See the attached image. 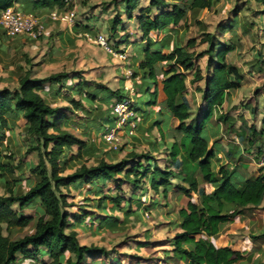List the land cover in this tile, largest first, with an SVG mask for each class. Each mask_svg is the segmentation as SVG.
Returning <instances> with one entry per match:
<instances>
[{"label": "trees", "instance_id": "trees-1", "mask_svg": "<svg viewBox=\"0 0 264 264\" xmlns=\"http://www.w3.org/2000/svg\"><path fill=\"white\" fill-rule=\"evenodd\" d=\"M50 1L42 0L41 4L49 7ZM119 1L122 3L121 14L128 20L137 22L141 41L144 43L143 58L139 60L137 69L142 71L143 78L149 79L150 84L154 85L146 105L155 103L156 86L160 83L166 107L178 120L176 129L183 133L181 141L172 142L168 151L170 162L175 169L159 167L155 158L148 153L132 152L126 158L113 161L96 158L90 137L84 140L68 131L71 125L68 108L50 103L41 94L46 85L57 87V93L60 92L58 87L62 90L64 87L71 89L75 86V91L80 96L97 99L96 93L87 90L84 82L67 84V80L76 78L68 72L60 71L44 77H31L26 74L19 78L15 88L1 87L0 182L6 189V195H0V264H13L18 255L24 259L35 260L37 264H87L88 260L95 264L94 261L99 258H108L111 249L78 242L75 228L82 225L87 215L85 212L71 214L67 211V194L62 188L84 186L88 193L96 195L94 207L103 211L104 216L95 221L94 216H89V220L94 221L93 226L100 224V227L107 228L111 219L115 222L118 219L105 213V210L130 211L129 208L124 210L121 204L125 202L129 207L130 200H124L119 194L102 195L101 185L113 183L111 188L120 189L121 183L128 180L138 186L137 184L149 174L150 188L155 193L161 188L163 197H167L172 179L187 184H174L172 188L185 199L177 211L178 231L170 239L172 254L168 257L173 259L175 264H264L260 261L251 262L248 256L231 245H217L214 241L226 223L242 217L250 208L259 207L264 200V169L256 176H239L230 150L225 154L228 162L220 163L215 168L213 159L216 158L219 147L210 146L209 138L203 134L213 118H217L221 124H226L227 116L218 114V108L225 102L230 91L241 85L243 76L239 68L227 61L228 54L236 49L235 42H222L215 34L204 32L201 41L205 42L207 47L199 53L189 50L195 45L193 38L187 40L185 45L175 43L170 48L169 44L161 43L158 48H152V32L164 30L168 26L178 27L186 15V9L190 13L209 10L220 0H187L183 6L176 3V0H147L146 5H141V0ZM252 1L264 6V0ZM15 2L16 0H0V11ZM53 2L58 8L65 5L63 0ZM121 14L115 13L111 17L110 30L113 37L114 31L123 27ZM219 29L221 34L230 32L234 25L221 26ZM121 41L123 40L115 42V46L118 47ZM203 56L206 58L205 76H202L200 67L195 64V60ZM188 72L192 73L189 80L191 83L203 80V86L196 87L202 106L192 118L183 100L187 90ZM137 74V70H133L132 76L136 77ZM122 93L110 92L101 100L106 102L111 96L120 100L125 97ZM68 102L74 108L82 107L79 100L69 98ZM8 115L21 117L25 121V153L37 155V162L29 164L27 168L35 177L33 183L20 176L19 164L2 160L5 157L12 158L4 156L1 150V145L6 140L5 131L10 129L12 124L7 119ZM96 118L103 122L110 121L108 114ZM248 130H251V135L244 134L247 142H255L256 136L261 139V146L264 141V128L257 133L251 125ZM184 137L189 139L187 147L182 142ZM182 148L185 155H181ZM91 158L93 164L88 165L87 162ZM16 170L20 174L15 176ZM67 170L70 172L66 173ZM197 172L205 186H200ZM119 175L123 176L122 180L117 178ZM22 180H26L27 190L16 191ZM206 186L210 189L205 188ZM130 199L134 200V197L131 196ZM35 204L40 205L41 212L34 221L32 233L17 239L3 234V225L6 230L11 231L26 227L33 221L32 216L21 213V210ZM263 236L264 232L257 237ZM40 254H47L49 260H39Z\"/></svg>", "mask_w": 264, "mask_h": 264}, {"label": "rangeland", "instance_id": "rangeland-1", "mask_svg": "<svg viewBox=\"0 0 264 264\" xmlns=\"http://www.w3.org/2000/svg\"><path fill=\"white\" fill-rule=\"evenodd\" d=\"M186 1L176 0L175 2L183 6ZM146 4L147 0H141V5ZM110 7L111 5L107 1L79 0L75 22L78 24L77 26L94 32L86 31L90 35L104 33L114 43L120 39L123 40L119 43V46H122L127 51L126 62L118 61L116 58L107 55L96 44L79 37L82 41L81 49L83 50L84 48L86 50L85 57L76 54L72 58V65L67 68L65 66L66 63H64L63 68L60 69L68 71L70 76L77 74L79 78H83L82 82L86 85L87 90L98 91L101 96L114 91L120 92V94L122 91V94H125L124 86L130 85V83L126 81L128 79L124 75L123 67L127 64L133 75L131 56L135 51V46L141 41L140 34L135 31L137 22L135 20L128 21L123 14L121 18L125 20V23L122 28L118 27L117 29L121 35L117 32H115L114 37L111 35L113 33L110 30V12L112 16L115 13H121L117 4H114L112 10L108 12ZM263 10L264 6L262 7L251 0H220L209 10L204 9L190 13L186 9L185 17L181 21L180 26L175 29L178 43L185 45L187 40L194 39L195 45L189 50L195 53H199L207 47V44L201 41L204 32L215 34L222 42L232 40L236 44V49L228 54L227 61L239 68L243 76L241 85L233 90V96L227 97L224 102L226 105L218 108V114L221 113L227 116L226 124H221L217 118L212 119L203 134L209 138L210 146L219 147L220 152L217 151V153L219 152L221 155H219V158L216 157V160L213 159V163L216 161V166H219L220 162L223 163L226 158V151L230 150L234 158L232 161L237 164V172H243L245 168L250 166V163H254L260 150L261 139L255 136L256 141L252 143H248L245 139L244 134L248 133L251 135V130H248V127L253 125L257 133L264 128ZM135 13L137 12L135 11ZM106 14L107 17L105 16ZM229 24H233L234 29L221 34L219 27L228 26ZM9 56V58H7L8 56L5 57V60L0 57V88L8 87L13 89L17 86L18 77H16V74L19 73L17 66L20 64L16 56L11 54ZM205 60V56L195 60V64L201 69L202 76L207 74ZM118 66H121V69L118 70ZM36 73L42 74L44 71L40 70L39 72L36 71ZM132 78L134 77L132 76ZM191 78L192 73L188 72L185 95L190 118L195 117L202 106L200 93L196 90V87L203 86V80L191 83L189 81ZM67 83L73 84L70 79L67 80ZM120 86H122L121 89ZM58 90L63 95H74L76 99L79 98L76 93L70 92L71 90L66 87L62 90L61 87H58ZM147 92L144 91L139 94L134 92V96L139 95L145 101V99H150L151 97V94H147ZM115 100L116 98H114L113 103ZM95 102H98L97 99ZM99 106L104 109L92 108L91 105L87 104V108L91 111L89 113L82 114L70 111L73 125L68 127V131L78 137L85 134V131L91 125V117L94 116L93 113L95 111V114L97 113L101 116L107 113L108 109L106 106L108 107V105L103 104V101H101ZM113 118V115L110 114V121H104L103 125L112 126L114 123ZM7 119L12 124L11 128L5 131L6 140L1 145V150L4 156H12V158L5 157L2 160L4 162H12V164H19L21 166L20 176H24L27 180H30V183H33L35 177L30 174L27 168L29 164L37 162V155L36 153H25L26 145L23 135L25 121L21 117L12 115H8ZM96 121L97 118L95 117L94 122ZM217 124L220 126V129L218 128L219 131L216 128ZM100 125L102 127V123ZM94 129V126H91L89 131L94 132ZM98 131L99 129L91 137V140L93 144L101 146L103 142H100L102 132L100 135ZM215 131L216 133H214ZM182 142L187 147L189 139L184 137ZM126 145L127 142L122 138L118 151H112L107 147L105 150L108 153L116 152L115 157L109 159L120 160L126 158L132 152L136 154L145 153L143 150H132L127 153L125 151ZM181 155H185L183 148ZM158 157L162 159H158ZM156 163L161 168L172 167L168 156L165 157L161 154L157 155ZM87 164H93V159H89ZM263 169L264 167L254 166V170L250 171V176L258 175ZM67 172H70V170H67ZM14 174L16 176L20 173L16 170ZM5 178L7 179L6 175ZM117 178L122 180L123 176L119 175ZM150 178L151 175L149 174L137 184L138 186H134L128 180H125L121 183L120 189L111 188L114 185L113 183L101 185L102 195L119 194L124 197V200H130L129 207L127 203H121L124 210L129 208L130 211L105 210V213L111 214L118 219L116 222L111 219L107 228L100 227V224L93 226L95 220L104 216L103 211L94 207L97 200L96 195L88 193L87 188L84 186L62 188V191L67 194V203L69 204L66 207L67 211L71 214L85 212V215H87L83 219L82 225H77L75 228L78 242L86 245L97 244L106 249H111L105 264H175V261L170 257L165 259V255L171 256L172 254L170 239L176 229L177 211L184 204L185 199L172 188L174 184H182L183 186H187V184L182 183L178 179H172L171 188L168 192L170 196L166 198L163 197L161 188H159L157 193L150 188ZM27 188L26 180H22L21 185L16 187L15 190L25 191ZM205 188L210 189L208 186ZM0 195H6V189L1 182ZM131 196L134 197V200L130 199ZM14 208L16 209L17 207L14 206ZM40 212L41 207L39 204L22 209L21 213L32 216L34 220L26 227L15 228L11 231L6 230L5 225H3V234L8 235L11 239H17L25 234L32 233L34 231V221ZM89 216H94V221L89 220ZM101 221L103 220L101 219ZM263 232L264 200L259 207L250 208L242 217L226 223L221 234L214 241L217 245H231L234 249L248 256L251 262H264V236L257 237ZM38 258L39 260H49L47 254H40ZM91 262V260H88L87 264H91ZM244 262L248 261L244 260ZM13 264H37V261L24 259L21 255H18L16 262Z\"/></svg>", "mask_w": 264, "mask_h": 264}, {"label": "crops", "instance_id": "crops-1", "mask_svg": "<svg viewBox=\"0 0 264 264\" xmlns=\"http://www.w3.org/2000/svg\"><path fill=\"white\" fill-rule=\"evenodd\" d=\"M41 1L42 0H16L15 2V5L21 10L25 12H30V13L40 15L42 17V21L45 26V31L41 37L35 40L29 38L28 36H23V35L15 36V37H8L0 30V57L2 58V60H5V57L7 56H8L7 58L10 57L9 54L14 55L17 57V61H19V64H20L17 66L19 70V73L16 74V77H18L17 82L19 78H21L22 76L26 74L31 77H44L51 73H56V71L57 72L65 71V70H60V69L63 68L64 63H66L65 66L67 68L69 67V65H72L73 56H76L77 54L82 57H85L86 55L85 54L86 50L84 48L83 50L81 49L82 41L79 39V37H81V34L85 33L86 31L90 33H94L88 29H83L82 27L77 26L78 24L76 22L74 24H69L66 22H60V21L56 22V21L50 20L48 18V13L51 11H56L59 8L57 7V4L53 2V0L51 1L49 0L51 2L49 7L42 6ZM101 1H107V3L111 5L108 12L112 10L113 8L112 6H114V4H117L119 8V12L121 13L122 3L119 0H116L113 3H112V0H101ZM261 6L263 7V5ZM111 14L112 13L110 12V18L112 16ZM105 16L107 17V14ZM124 23H125V20H123L122 18V24ZM175 29H177V27L168 26L164 30L152 32L151 33V41L153 43L152 48H158L161 43L169 44L170 48H172L173 44L178 43L177 38L175 36L177 31H175ZM81 30H84V31H81ZM135 31H137V33L140 34L137 26H136ZM114 32H117L119 35H121V33L117 30H115ZM143 44H144L143 41H140L139 44L135 46V51L132 53V56H131L132 58L131 68L133 70H137L138 74L136 77L132 78L131 80H126V81H129L130 85L128 86H131L133 88L135 94H139L144 91H148L147 94H149L154 89V85L150 84V80L147 78H143L142 71H139L137 69V64L139 60L143 58V50H142ZM79 65L81 66V64ZM160 66L161 64L159 65V68ZM119 69H121V66H118V70ZM40 70H42V72L44 71V73L37 74L36 71L39 72ZM65 72H68V71H65ZM75 76L76 78L70 79L71 83L73 82V85L83 80V78H79L77 74ZM149 86H150V89L148 90ZM121 87L122 86H120V89ZM55 89L56 88L54 87L52 88V86L50 85H46L44 89L41 90V94L50 103L54 105H58V106L67 107L68 112L75 111L74 113L76 112L78 113L80 112L82 114L89 113L91 111L87 108V104L91 105L92 108L104 109L102 108V106H99V105L101 104V101H102L101 98L102 97L104 98L105 96H107V94H104L103 96H101L100 92L98 93V91L97 92L95 91L97 95V101H98L96 103L95 102L96 99L90 100L85 96H80L75 91V86H73L69 90H71L70 92L76 93L79 96V98L77 99L74 97V95H63L60 92L57 93ZM156 90H157V95L155 98V103L150 104V105H146V102L149 99H145V101H143V99L139 95L134 96V93H133L132 100H133V108L135 111V122H136L135 135L133 137L123 136V139L127 142V145L125 146V151L127 153L131 152L132 150H139V151L143 150L145 153H148L155 158V163L157 160V155H160V154L164 155L165 157L168 156V159H169L168 151H169V147L171 143L175 141L180 142L181 139L183 138V133L176 129L178 125V120H176L171 115V113L168 111L166 107V103H165L164 95L161 90L160 83L157 84ZM233 93H234L233 90H231L228 97L233 96L234 95ZM69 98L79 100L82 104V107L74 108L73 105H71L68 102ZM60 100H63V101H60ZM113 100H114V97L111 96L110 99H108V101L103 102V104L108 105V107L106 106V108L108 109L106 114L108 115L110 114L113 115L112 107H111ZM183 100L186 102L185 93L183 96ZM224 105H226V103H223L221 107H223ZM95 112L93 113L95 117L101 116L97 113L95 114ZM69 115L72 116V114L70 113ZM94 116L91 117L92 121L90 123L91 124L90 127L94 126L95 128L94 132L89 131L90 127L87 128V130L85 131V134L81 136V138L84 140L88 137L90 138L93 137L97 129H99L100 132L98 131V133H100L101 135V132L103 131L105 127L103 125L104 123L103 120L98 119L96 122H94V119H95ZM101 123H102V127H100ZM72 125L73 123H71L70 126ZM216 128L218 130V128L220 129V126L217 124ZM214 133H216V131ZM101 139H100V142L103 141ZM107 147L108 145L105 142H102L101 146L94 144L95 157L104 158L107 161H113L112 159L110 160L109 158L115 157L116 152L108 153L105 150L107 149ZM219 152L216 153L217 158H219L220 157L219 155H221ZM158 159H162V158L158 157ZM227 162L228 160L227 158H225L223 163H227ZM216 163H217L216 161L213 163L215 168L217 167ZM171 166L172 167H168V168L175 169L173 164ZM254 166H256L255 163H250V166L245 168L243 172H237V174L241 177H249L251 173L250 171L254 170ZM196 177H197V180L199 181L200 186H203L204 183L202 182V180H200L201 176L198 172L196 173ZM169 196L170 195L168 193L166 198H169ZM176 231H178L177 227L175 231L173 232L172 236L174 235ZM167 257H168V254L165 255V259ZM106 259L99 258L94 263L95 264H98V263L105 264Z\"/></svg>", "mask_w": 264, "mask_h": 264}, {"label": "built area", "instance_id": "built-area-1", "mask_svg": "<svg viewBox=\"0 0 264 264\" xmlns=\"http://www.w3.org/2000/svg\"><path fill=\"white\" fill-rule=\"evenodd\" d=\"M79 0H63L64 6L56 11L48 13V18L56 22L74 24L77 4ZM0 30L8 37L28 36L31 39H38L45 31V26L40 15L25 12L15 4L0 11ZM81 37L99 46L107 55L125 63L127 51L122 46L116 47L104 33L90 35L82 33ZM124 75L128 80L132 79L131 70L124 65ZM125 97L115 100L112 106L114 123L112 126L104 127L102 140L112 151L120 149V141L123 136L133 137L135 135V111L133 108L132 95L134 90L131 86H124ZM259 168L264 167V141L260 146L257 159L254 162Z\"/></svg>", "mask_w": 264, "mask_h": 264}]
</instances>
